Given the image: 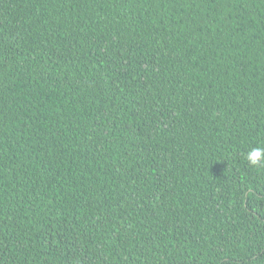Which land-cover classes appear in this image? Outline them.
Here are the masks:
<instances>
[{
    "label": "trees",
    "instance_id": "trees-1",
    "mask_svg": "<svg viewBox=\"0 0 264 264\" xmlns=\"http://www.w3.org/2000/svg\"><path fill=\"white\" fill-rule=\"evenodd\" d=\"M264 0H0V264H264Z\"/></svg>",
    "mask_w": 264,
    "mask_h": 264
},
{
    "label": "clouds",
    "instance_id": "clouds-1",
    "mask_svg": "<svg viewBox=\"0 0 264 264\" xmlns=\"http://www.w3.org/2000/svg\"><path fill=\"white\" fill-rule=\"evenodd\" d=\"M247 160L252 166H258L264 160V148H253L247 153Z\"/></svg>",
    "mask_w": 264,
    "mask_h": 264
}]
</instances>
